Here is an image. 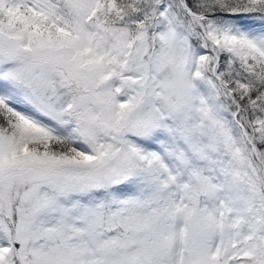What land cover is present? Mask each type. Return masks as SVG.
Here are the masks:
<instances>
[{
	"label": "snow or ice",
	"instance_id": "snow-or-ice-1",
	"mask_svg": "<svg viewBox=\"0 0 264 264\" xmlns=\"http://www.w3.org/2000/svg\"><path fill=\"white\" fill-rule=\"evenodd\" d=\"M0 264H264V0H0Z\"/></svg>",
	"mask_w": 264,
	"mask_h": 264
}]
</instances>
